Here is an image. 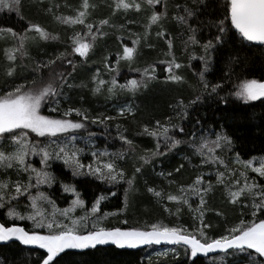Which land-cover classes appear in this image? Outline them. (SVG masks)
<instances>
[{"label":"snow or ice","instance_id":"snow-or-ice-1","mask_svg":"<svg viewBox=\"0 0 264 264\" xmlns=\"http://www.w3.org/2000/svg\"><path fill=\"white\" fill-rule=\"evenodd\" d=\"M39 2L43 4V0ZM161 3L165 11L150 12L143 34H134L136 38L132 40V47L122 45V53L116 54L114 65L110 62L109 56L106 55L103 58V67L109 74L119 75L120 62L125 61L130 70L140 73V79H129L126 83L119 84L116 75H112L110 79H104L101 71L97 69L92 74L89 90L93 95L102 94L104 91L109 95H115L118 89L135 94L141 88H146L150 81L157 79V66L161 64L165 65L167 81L180 85L188 84L180 70L192 67L190 61L198 59L203 66L202 70L194 72V75L198 77V85L189 84V87H192L194 91L199 87V92L187 102L182 98L177 99L176 103L171 105L174 116H168L164 121L157 119L153 125H142L137 135L151 137L156 141L155 149L133 157L140 163L133 164L131 174H128L118 161L128 158L129 152L135 153L136 146L133 140L124 135L127 129L120 131L119 124L116 125V138L127 148L116 152H109L107 149L92 151V162L84 164L81 160L84 149L75 146V136L66 134L85 129L88 123L107 126V122L116 117L104 114L93 117L90 116L88 109L71 106V97L65 92V87H73L68 82V78L72 76L78 65L76 60L69 57H79L81 64H87L96 41L107 35L103 30L105 26H116L111 22V17H115L119 12L139 13L146 10L145 6L150 10ZM65 6L70 7L67 4ZM108 6L111 8L110 17L98 21L89 19L99 7L97 3L90 0H81L79 6L74 9V15L54 14L57 23L74 29L75 26L81 25L84 31L74 30L68 37L70 51L60 52L46 60L35 61L34 66L31 67V77L23 75L28 66L17 63L24 58L30 59L27 42L29 40L55 41L60 39L59 36L31 22L23 32L14 31L12 28H0V39L7 40L11 37L15 41L12 47L3 49L8 63L4 66L3 72L7 78V90L0 92V173L4 177L0 179V209H6L4 213L6 220H28L36 229H47V234L42 235L36 231H27L15 223L9 226L6 222H0V243L18 241L21 245L43 249L46 256L42 258V264H54V262L60 264L57 258L66 250L83 251L108 244L115 245L119 249H135L145 245H175L184 248V255L192 259L193 264H196L198 254L207 256L209 253L216 252L223 254L220 264H227L225 257L239 255L246 257L247 264H264V218H260L264 217V183L261 182L264 181V154L243 159L241 153L236 151L234 156L225 159L223 153H230L234 149V140L226 131L201 134L199 138H196V133L193 132L189 140L178 138L181 134L189 135L185 131L183 121L188 120L189 110L202 104L205 97L218 98L224 104L228 103L229 96H234L236 100L243 101L245 104L264 100V79H244L235 86L234 92L221 96L220 93L225 90L226 80L212 83L206 78V73L211 71L213 54L220 45L225 43L226 36L231 39L238 35L242 41L264 46V0H225L223 18L216 17L211 22L217 29L216 34L204 43L197 36L198 29L191 27L189 20L203 8L208 7L207 0H190V2L185 0L184 4L177 3L175 5L177 12L172 19L178 24L187 26L189 34L183 41L185 51L198 46L203 53L198 57L190 54L188 64L178 62L173 50V37L166 32L162 23L168 19L167 0H112ZM53 7L59 8L60 5L49 6L46 11L52 13ZM22 8L23 0H0V13H16L23 19ZM154 25L159 29L155 35L167 45V51L163 53L165 58L154 61L142 69L132 68L131 65L135 63L138 54V46L142 41L149 48L155 47L147 43L151 35L150 30ZM231 30L234 31L229 36ZM29 32H34L36 35L30 37ZM117 39L122 38L117 37ZM65 64L71 66V71L59 70L64 68ZM20 76H23L26 82L14 83ZM79 87H89V85L81 84ZM61 100L69 105L63 110ZM46 106L48 111L59 113V116L43 114L42 109ZM118 115L126 118L128 115L134 116L135 112L131 105H125L119 109ZM73 116L79 119H73ZM196 124L199 125L200 121L197 120ZM211 136L215 138L212 139ZM34 138H44L47 143L33 142ZM161 142L166 151H161ZM182 144L188 145L192 156L201 158L199 165L194 167L216 168L215 184L211 180L213 174L202 170L195 174L191 183L179 184L174 174L182 175V170H186L185 164L181 163L172 171L156 173L167 179L170 186L176 185L175 193L165 191L163 188L158 190L157 187L147 186V181L145 185L146 191L158 201L166 199L170 204L176 205L175 212L170 207L164 208L169 214L178 217L182 209L187 207L192 213L194 222H198V226L194 224L191 231L183 225L169 226L163 222L129 228L104 226L102 221L108 214L102 213L101 205L109 198V195L115 196V191L99 194L85 214L78 218H72L71 214L77 208L84 210L85 201L75 185L61 183L63 193L75 197L70 206L65 209H56L55 201L50 198V194L41 191L42 186L51 188L55 183L56 176L49 169L53 162L60 161L65 167L71 169L73 177H91L110 186L126 184L124 194L125 207H127L128 196L136 191V182L139 176L143 175L145 165H149L156 157L166 156ZM33 156L39 157L40 168L31 163L30 157ZM185 160L191 163L190 156L186 155ZM249 171L255 176H249ZM12 173L15 174V179L12 178ZM219 186H223L228 203L234 206L239 205L241 219L238 223L226 227L220 235L215 236L209 235L206 231L211 229L212 225L205 222V217L207 212L213 211L206 207L207 196ZM22 198L29 202L25 205L26 208L31 209L27 214L17 210ZM193 198L198 199L195 207L191 202ZM45 204L53 208L50 214L51 219L44 210ZM245 210L250 212L251 220L243 219ZM57 213L68 219L69 223L57 220ZM216 215L221 216L223 213L216 211ZM89 221H91L90 227ZM121 223L128 224V220H122ZM2 259L0 258V261Z\"/></svg>","mask_w":264,"mask_h":264},{"label":"trees","instance_id":"trees-1","mask_svg":"<svg viewBox=\"0 0 264 264\" xmlns=\"http://www.w3.org/2000/svg\"><path fill=\"white\" fill-rule=\"evenodd\" d=\"M81 0H43V4L39 0H23L21 19L16 13L3 12L0 13V28H12L14 31L23 32L26 30L29 22L39 24L53 35H58L59 40L49 41H32L27 42L29 58H24L23 61L18 60L17 63L27 65V70L24 76L31 77V67L34 66L35 61L46 60L51 56H55L60 52L70 51V41L68 37L73 34L74 30L84 31L83 26L77 25L75 29L66 25L59 24L54 19V14L74 15V9L77 8ZM99 5L97 9L89 17L92 21H98L102 18H109L111 8L108 6L112 0H90ZM190 2V0H188ZM177 3L184 4L185 0H167L168 19L162 21L166 32L173 37L174 52L177 56L178 62L188 64V56L194 54L197 57L202 55V49L194 46L185 51L183 41L187 39V26L178 24L172 17L176 15ZM208 7L203 8L195 17L189 20L191 27L198 29L197 36L202 43L206 42L212 35L216 34V27L212 26L214 18H223L225 0H207ZM59 4V8L53 7V12L49 13L46 8ZM70 7H66L65 5ZM142 12L129 11L128 13L119 12L115 17H111V22L115 27L105 26L103 29L107 35L99 38L96 41V46L93 53L90 54L88 63L81 64L80 58L70 56L69 59L77 61V68L72 76L68 78V82L73 85L72 88L65 87V92L71 97V106L83 107L88 109L90 116H97L100 114L116 117V119L108 121L107 126L101 124L88 123L85 129L78 130L69 136H75L78 139L85 141H75V146L84 149L81 160L84 164L92 162V151H103L107 149L109 152H116L125 150L126 145L116 138V125L121 126L120 131L127 129L124 132L129 139L133 140L136 148L135 153L129 152L128 158L118 163L126 169L128 174L133 171V164H139L138 157L148 150H154L156 141L151 137L137 135L141 131L142 125H153L157 119L164 121L168 116H174L175 113L171 105H174L177 99H184L187 102L199 92V87L194 91L189 84L197 86L198 77L194 72L202 70L201 62L191 60L192 67H185L180 70L188 84H174L166 80L167 73L164 71L165 65L157 66V79L150 81L146 88H141L135 94L127 91L117 90L115 95H109L106 91L102 94L93 95L89 90L91 87L92 74L99 69L104 79H110L112 75L109 74L103 67L104 56H109L110 62L114 65L116 54L122 53V45L132 47V40L135 39L134 34H143L145 31L144 25L148 23V16L151 11L164 12L163 3L156 5L153 9ZM181 14H183L181 12ZM132 21V22H130ZM124 27L121 28L120 26ZM157 26H153L151 35L147 43L155 45L154 48H149L142 41L138 46V54L135 63L131 65L132 68H144L150 63L159 59H164L163 53L167 51V45L163 40L159 39L155 33L158 31ZM231 30L229 36L232 35ZM28 35L35 36L34 32H29ZM121 37L122 39H117ZM15 41L11 37L7 40L0 39V92L7 90L6 80L3 75L4 66L8 63L3 54L4 48L12 47ZM71 71V66L65 64L64 68ZM19 71V70H18ZM47 71V70H45ZM264 48L262 46L253 45L242 41L238 35L229 39L225 37V43L218 47V50L213 54L211 71L206 73V78L212 82H225V90L220 94L221 96L228 95L229 92L236 90L235 86L244 79H264ZM227 74V76H225ZM47 79V76H45ZM119 84H124L129 79H140V73L132 71L125 61H121L119 65V75H116ZM23 76L17 77L14 81L16 84L25 83ZM12 83V81H9ZM81 84H88L89 87H79ZM83 97V99H81ZM131 105L134 109L135 115H128L126 118L120 117L118 111L122 106ZM69 106L64 100H61V109ZM43 114L58 117L59 113L48 111L47 106L42 109ZM189 118L183 121L186 133L181 134L178 138L189 140L190 134L195 132L196 138L201 134H210L211 132L226 131L234 140V149L232 152L223 153L224 158L228 159L235 155L236 151L241 153L243 159L250 158L264 154V100L249 102L245 104L243 101H238L234 96L228 97V103H221L218 98L205 97L202 104H198L189 110ZM73 119H79L75 116ZM200 124L197 125L196 121ZM175 122V121H173ZM214 139V136H211ZM161 151H166L163 147ZM191 158L189 164L185 160V156ZM107 159V158H105ZM200 157L192 156L191 149L187 144H182L178 149L169 152L166 156H159L152 160L149 165H145L142 176H139L136 182V191L129 194L127 199V207H125L124 189L126 184H118L110 186L107 183L91 177H73L71 169L65 167L62 162L56 161L51 164V171L56 176V181L51 188L42 186L41 191L50 194V198L55 201L56 208H67L74 197L70 194L63 193L61 183H71L76 186L81 193L82 199L85 201V211L91 207L95 197L102 192L110 193L115 191L116 195L111 196L101 205L102 213L108 214L103 219L102 223L106 227H141L145 224L163 222L169 226L183 225L192 230L194 224L198 226V222H194L192 213L188 211L187 207L182 209V212L177 217L171 215L164 210L165 207H170L175 212L176 205L170 204L166 199L158 201L155 197L146 191L145 181L147 186L165 189V191H172L175 193L176 185H169L167 179H164L156 173L164 171H172L179 164L184 163L186 170H182L183 174H174L175 179L179 184L187 185L195 178L198 171L211 172V180L215 184L216 168L212 166H203L202 168L194 167L199 165ZM11 171V170H10ZM249 176H255L249 171ZM4 178L0 173V179ZM12 178L16 176L12 173ZM172 179V178H169ZM264 183V181H261ZM208 204L206 207L213 209L206 214L205 222L212 225L211 229H206L209 235L218 236L223 233L226 227H230L239 222L241 219L239 205H232L228 203L223 186L216 188L207 196ZM193 207L198 204V199L193 198ZM28 202L22 198L18 207V211L22 214L27 213L29 208H26ZM6 209H0V222H6L9 226L15 223L16 225L24 227L27 231L30 227L26 221H11L6 220L4 213ZM216 211L223 213L221 216L216 215ZM264 218V217H260ZM95 219V218H93ZM128 220V224L121 223L122 220ZM243 219L251 220L250 212L245 210ZM36 232L43 234L44 230H36ZM162 247H148L139 249H119L115 246L103 247L98 245L95 249H88L83 252H75L73 250H66L57 259L60 264H193L192 259L184 255L183 247H172L169 250L173 252L165 256H154V252ZM255 256V254L253 253ZM46 256V252L39 248H29L21 245L18 241H12L9 244H0V264H42V258ZM178 256V258H174ZM223 254L215 255L207 258H196V264H220ZM227 264H247V259L244 255L225 257ZM257 259H259L257 257ZM55 264V262H54Z\"/></svg>","mask_w":264,"mask_h":264},{"label":"rangeland","instance_id":"rangeland-1","mask_svg":"<svg viewBox=\"0 0 264 264\" xmlns=\"http://www.w3.org/2000/svg\"><path fill=\"white\" fill-rule=\"evenodd\" d=\"M33 135V137H34V134H32ZM66 135H69V134H66ZM76 140H79V141H85V140H83V139H78V138H76L75 139V141ZM39 141H44V138H34V140H33V142H39ZM75 141H74V144H75ZM45 143H47V141H44ZM43 146V145H42ZM77 147V146H76ZM91 154V153H90ZM30 160H31V163L33 164V166H35V167H37V168H40L41 167V165H40V163H39V157L38 156H33V157H30ZM75 198V197H74ZM27 201V200H26ZM28 202V201H27ZM29 203V202H28ZM70 206V205H69ZM68 206V207H69ZM67 207V208H68ZM56 209H59V208H56ZM63 209H65V208H63ZM44 210L46 211V213H48L49 214V219H51V213L53 212V208L50 206V205H47V204H45L44 205ZM31 211V209H30V207H29V210L28 211H26L27 213L28 212H30ZM27 213H25V214H27ZM79 213H83V210H81V209H79V208H77L76 210H75V212H73L72 214H71V216H72V218H78L79 216H78V214ZM82 215H84V214H82ZM82 215H80V216H82ZM56 219L57 220H59V221H62V222H64V223H69V220L68 219H65L63 216H60L59 215V213H57V215H56ZM24 221H26L27 223H28V225H29V227H30V230H32V231H36V230H44V232L45 233H43L42 235H44V234H47V229L46 228H41V229H36V228H34V226H33V224H32V222L31 221H28V220H24ZM90 225H91V221H89V227H90ZM104 225V224H103ZM105 226V225H104ZM173 251L172 250H169V248H167V249H161V250H159V251H157V252H154V256H165V255H162V253H166V255L167 254H170V253H172Z\"/></svg>","mask_w":264,"mask_h":264},{"label":"water","instance_id":"water-1","mask_svg":"<svg viewBox=\"0 0 264 264\" xmlns=\"http://www.w3.org/2000/svg\"><path fill=\"white\" fill-rule=\"evenodd\" d=\"M247 43H250V44H253V45H258V44H254V43H251V42H247ZM258 46H261V45H258ZM262 47L264 48V46H262ZM263 74H264V72H263ZM17 226H19V225H17ZM20 227H22V226H20ZM9 243H11V242H8L7 244H9ZM0 244L1 245H6L4 243H0ZM100 246L109 247V246H115V245L108 244V245H100ZM26 247H29V248H37L35 246H26ZM148 247H169V248H172V247H176V246L175 245L161 244V245H151V246L145 245V246H141L139 248H148ZM139 248H135V249H139ZM86 250H88V249H86ZM86 250H83V251H86ZM73 251H75V252H83V251H80V250H73ZM229 251H231V250H229ZM220 254H222V253H219V252L209 253L207 256H204L202 254H198V257H200V258H207V257H211V256H215V255H220Z\"/></svg>","mask_w":264,"mask_h":264}]
</instances>
